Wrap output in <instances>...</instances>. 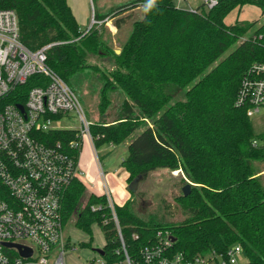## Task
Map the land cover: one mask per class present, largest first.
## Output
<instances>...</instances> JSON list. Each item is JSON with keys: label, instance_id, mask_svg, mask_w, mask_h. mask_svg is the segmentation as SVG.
<instances>
[{"label": "trees", "instance_id": "1", "mask_svg": "<svg viewBox=\"0 0 264 264\" xmlns=\"http://www.w3.org/2000/svg\"><path fill=\"white\" fill-rule=\"evenodd\" d=\"M176 2L156 0L146 12L148 0H133L109 14L96 12V21L116 19L119 30L132 18L123 15L142 10L120 54L103 39L106 23L86 33L67 0H0V11L16 12L21 42L31 51L52 45L47 65L70 87L79 75L97 74L98 109L106 118L91 127L97 149L119 146L141 130L122 162L128 185L161 169L180 171L183 185H192L188 196L176 199L187 215L180 223H161L153 216L141 219L134 196L117 206L132 261H140L141 250L163 231L175 239L174 251L189 259L240 246L245 264H264V185L254 168L255 162L264 161V134L256 136L246 109L236 106L244 77L255 65H264V24L248 37L256 23H225L234 11L249 5L264 15V0H218L211 9L203 4L190 10ZM90 56L114 60V69L99 72L87 64ZM46 85L43 76L31 77L0 101V110L9 104L25 105L32 88ZM116 93L121 95L117 118L107 121ZM40 140L49 145L61 142L67 149L77 137L75 131L55 130L41 133ZM74 154L80 157L81 152ZM93 205H102V211L92 212ZM104 206V197L88 193L82 181H75L63 200L64 225L76 216V227L91 235L97 224L106 239L103 263L125 264L120 233Z\"/></svg>", "mask_w": 264, "mask_h": 264}, {"label": "built area", "instance_id": "2", "mask_svg": "<svg viewBox=\"0 0 264 264\" xmlns=\"http://www.w3.org/2000/svg\"><path fill=\"white\" fill-rule=\"evenodd\" d=\"M203 2L208 9L218 4V0ZM107 21L93 18L86 33ZM20 38L16 12L0 11V101L33 76L47 79L46 86L29 91L25 105L9 104L0 110V264H66V252L75 248L64 234L62 204L72 184L82 181L84 176L80 157L74 152L80 153L85 141L92 146L98 163L104 187L100 197H104V208L110 210L111 220L120 233L125 264H245L240 246H233L225 253L210 251L189 259L174 251L171 234L163 231L157 232L156 239L141 250L140 261L130 259L120 232L117 205L105 180L96 138L91 134L93 122L86 118L77 94L48 67L47 51L52 45L31 51ZM18 106H23L24 112ZM236 106L245 108L250 119L264 111V65H255L244 77ZM70 115L79 121L80 130L55 126L61 118ZM55 130L75 131L77 140L67 149L61 142L49 145L40 140L41 133ZM253 145L258 146V142L254 141ZM102 209V205L91 206L94 213ZM6 244L30 248L32 256L25 259L18 249L7 248Z\"/></svg>", "mask_w": 264, "mask_h": 264}, {"label": "rangeland", "instance_id": "3", "mask_svg": "<svg viewBox=\"0 0 264 264\" xmlns=\"http://www.w3.org/2000/svg\"><path fill=\"white\" fill-rule=\"evenodd\" d=\"M131 1L133 0H88L89 17L95 18L96 12L98 14H109L116 8ZM176 3L179 8L184 10L197 9L204 4L203 0H177ZM129 14L132 15L131 20L119 30L115 26L116 19L111 18L105 25L102 24L104 27L102 33L103 39L108 42V45L116 54L117 51H121L123 44L127 40L132 24L141 18L143 12L139 9L134 12H128L123 16ZM237 21L256 23L255 28L248 35V37H252L254 36V31L264 24V15L260 8L249 5L245 6L241 11H234L226 18L225 23L233 25ZM98 26L100 27L101 24ZM89 28L90 24L87 27H82L83 30H88ZM234 49L235 46L227 51L223 58L228 56ZM87 64L97 67L99 72H111L114 69V60L103 56H90L87 59ZM96 75L95 72L79 75L73 79L71 84L72 90L80 98L86 118L93 123L102 122L106 119L101 116L98 109L101 84ZM183 96L179 97L178 100H183ZM112 100L113 106L107 113L109 115L107 121L117 118L121 104V95L117 93L113 94ZM251 123L256 136L264 134V111L252 117ZM55 126L61 129L77 131L81 128L79 121L74 119L72 115L61 118V122ZM140 133L141 130H137L125 143L119 146L104 145L98 148L101 167L114 193L115 201L117 204H120L122 200L119 199L121 194H126L128 200L134 196L135 211L141 219L145 220L147 217L153 216L161 219V223H180L187 218V215L181 211L176 201L183 194L182 189L186 186L182 183L183 176L180 171L174 172L167 169L155 171L140 182L139 189L135 194L130 193L128 190L127 177L124 178L126 173L122 167V162L129 154L128 147L130 143ZM92 151L90 143L85 141L81 146V163L85 169L86 175L83 177V181L87 187H91L94 181L99 183V167ZM254 168L256 172L263 170L264 161L255 162ZM262 183L264 185V178ZM87 192L90 193L88 188ZM86 203L87 199L84 204ZM75 222L76 216L64 226V234L66 238L70 239L71 244L75 248V250H68L66 252V264H70L71 262L73 264H101L102 258L98 251L103 249L106 239L100 226L97 224L93 225L92 234L88 235L78 229ZM82 243L89 244V246L83 248L81 246ZM240 261L244 262V259L240 258Z\"/></svg>", "mask_w": 264, "mask_h": 264}, {"label": "crops", "instance_id": "4", "mask_svg": "<svg viewBox=\"0 0 264 264\" xmlns=\"http://www.w3.org/2000/svg\"><path fill=\"white\" fill-rule=\"evenodd\" d=\"M68 1V4L69 6L71 7L72 9V12L74 14V16L76 17V20L78 21V23L80 24L81 27H87L89 24L91 26L92 24V21H93V17H89V8H88V0H67ZM93 152V151H92ZM94 154V153H93ZM80 166H81V169L84 173V176L86 175L85 173V169L83 168V165L81 163V155H80ZM258 173V176L261 177V180H263L264 178V169L261 170L260 172H257ZM83 176V177H84ZM98 179H99V183H96L95 181L92 183L91 187H87L83 181V178H82V183L85 185L86 189L88 188L90 190V193L96 195V196H102L103 193H104V187H103V180L101 179V177L99 176L98 174ZM106 177V176H105ZM128 179V174H125L124 178ZM106 182L108 184V187L111 191V194H112V197H113V200L115 202V204L117 206H123L127 201V195L125 194H121L120 198L119 199H122L120 204H117V202L115 201V198H114V193L107 181V177H106ZM70 264H73V262H71Z\"/></svg>", "mask_w": 264, "mask_h": 264}, {"label": "water", "instance_id": "5", "mask_svg": "<svg viewBox=\"0 0 264 264\" xmlns=\"http://www.w3.org/2000/svg\"><path fill=\"white\" fill-rule=\"evenodd\" d=\"M117 54H120V51H117ZM19 109L24 112V107L23 106H18ZM145 179L144 176H138L137 178H135L129 185H128V190L130 191V193L135 194L138 189H139V184L141 181H143ZM191 184L186 185L183 189V195L184 196H188L190 194L191 191ZM173 241L175 242V239H173ZM7 248H16L18 249L21 257L25 258V259H29L32 256V250L30 248L21 246V245H14V244H6L5 245ZM99 254L102 256L103 255V251L100 250L98 251Z\"/></svg>", "mask_w": 264, "mask_h": 264}, {"label": "clouds", "instance_id": "6", "mask_svg": "<svg viewBox=\"0 0 264 264\" xmlns=\"http://www.w3.org/2000/svg\"><path fill=\"white\" fill-rule=\"evenodd\" d=\"M156 5V0H148V4L145 8V11H149L150 9H152L154 6Z\"/></svg>", "mask_w": 264, "mask_h": 264}]
</instances>
